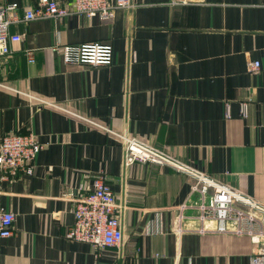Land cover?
I'll return each mask as SVG.
<instances>
[{
  "label": "crops",
  "instance_id": "obj_1",
  "mask_svg": "<svg viewBox=\"0 0 264 264\" xmlns=\"http://www.w3.org/2000/svg\"><path fill=\"white\" fill-rule=\"evenodd\" d=\"M0 2L24 16L37 0ZM132 2L112 20L72 15L11 25L23 40L0 59V139L33 132L44 148L32 175L2 179L0 171V206L17 219L0 243V264H251L249 236L200 219L202 196L192 194L188 174L164 163L127 166L120 135L263 201L264 0ZM85 42L112 43L113 64L66 63L53 50ZM254 60L262 65L256 74ZM101 171L122 205L124 240L97 256L65 235L73 198Z\"/></svg>",
  "mask_w": 264,
  "mask_h": 264
},
{
  "label": "built area",
  "instance_id": "obj_2",
  "mask_svg": "<svg viewBox=\"0 0 264 264\" xmlns=\"http://www.w3.org/2000/svg\"><path fill=\"white\" fill-rule=\"evenodd\" d=\"M179 1H174L178 3ZM133 7L132 0H73L71 6L60 0H37L36 5L27 9L21 16L17 4L0 2V59L13 52V45L23 40L20 34L11 32V25L21 21L37 19L59 20L72 15L98 17L100 20H112L120 8ZM55 51H61L66 63H80L93 66H111L114 61L112 43L85 42L77 46L55 45ZM33 48L25 49L30 63L35 62ZM260 60L250 63L249 71L259 73ZM249 102H241V113L248 115ZM230 115L229 106L227 116ZM125 149V164L136 162H156L185 172L194 181L193 193H200L201 203L197 206L200 219L216 221V231L247 235L256 244L251 264H264V200H257L230 184L211 177L203 171L193 169L173 160L138 138L120 135ZM44 145L33 132L6 133L0 139V171L2 179L20 174L32 175L35 160ZM74 200V223L66 232V238L81 241L92 246L97 256L108 247L120 248L123 245L124 229L121 221L122 205L118 203L114 190L108 181V175L101 171L94 176L93 188L81 193ZM187 207L186 204L182 209ZM16 214L0 206V243L14 233ZM202 232H209V226H203ZM1 247V244H0Z\"/></svg>",
  "mask_w": 264,
  "mask_h": 264
}]
</instances>
